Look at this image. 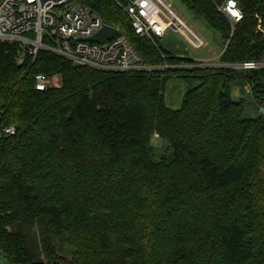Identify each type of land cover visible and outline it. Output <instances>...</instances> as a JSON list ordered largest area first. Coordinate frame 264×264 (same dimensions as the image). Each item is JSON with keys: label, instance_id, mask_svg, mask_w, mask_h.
I'll return each mask as SVG.
<instances>
[{"label": "trees", "instance_id": "trees-1", "mask_svg": "<svg viewBox=\"0 0 264 264\" xmlns=\"http://www.w3.org/2000/svg\"><path fill=\"white\" fill-rule=\"evenodd\" d=\"M145 65L111 73L0 43V264H264V70L203 68L138 37L113 0H79ZM180 0L222 41V64L264 61V0ZM62 86L40 92L37 75ZM188 85L165 104L168 81ZM248 86V103L233 86ZM167 145L155 156L153 136Z\"/></svg>", "mask_w": 264, "mask_h": 264}, {"label": "built area", "instance_id": "built-area-1", "mask_svg": "<svg viewBox=\"0 0 264 264\" xmlns=\"http://www.w3.org/2000/svg\"><path fill=\"white\" fill-rule=\"evenodd\" d=\"M113 1L128 15L135 34L140 38L154 41L164 38L172 30L180 32L196 49L206 46V42L173 12L167 2L170 0ZM217 9L232 28L243 19L237 0H224ZM257 19L258 30L263 33L261 20ZM106 26L114 27L79 0H0V43L18 44V65H25L28 59L34 60L39 52L44 51L75 66L103 72L139 73L176 68L145 65L116 27L117 34L113 37L102 42L92 41L91 38ZM195 63L202 67L206 61ZM223 65L245 72L264 70V61ZM34 86L37 91L45 92L59 89L62 82L59 76L40 74L35 77ZM16 133L15 127L0 128V137Z\"/></svg>", "mask_w": 264, "mask_h": 264}, {"label": "rangeland", "instance_id": "rangeland-1", "mask_svg": "<svg viewBox=\"0 0 264 264\" xmlns=\"http://www.w3.org/2000/svg\"><path fill=\"white\" fill-rule=\"evenodd\" d=\"M173 12L189 27L195 34L200 36L206 46L202 49L192 47L187 39L180 33L169 30L164 38L158 39L161 47L172 50L179 57L189 58L195 61H206L203 68L226 67L220 62L222 53V41L218 33L210 29L201 20L196 19L193 14L180 2V0L167 1ZM188 90V85L181 79L171 78L165 87L164 97L167 107L177 110L182 106L184 96ZM234 99L243 98L248 103L245 114L251 117L256 116V106L252 101L251 91L248 86H240L235 83L233 86ZM153 145L155 146V156L158 158L161 154L167 153V145L158 137L153 136ZM264 172V171H263Z\"/></svg>", "mask_w": 264, "mask_h": 264}, {"label": "water", "instance_id": "water-1", "mask_svg": "<svg viewBox=\"0 0 264 264\" xmlns=\"http://www.w3.org/2000/svg\"><path fill=\"white\" fill-rule=\"evenodd\" d=\"M117 34V29L114 27H104L100 32L91 38L92 41L102 42Z\"/></svg>", "mask_w": 264, "mask_h": 264}, {"label": "clouds", "instance_id": "clouds-1", "mask_svg": "<svg viewBox=\"0 0 264 264\" xmlns=\"http://www.w3.org/2000/svg\"><path fill=\"white\" fill-rule=\"evenodd\" d=\"M261 111H264V109H261ZM156 135L158 136V133Z\"/></svg>", "mask_w": 264, "mask_h": 264}, {"label": "snow or ice", "instance_id": "snow-or-ice-1", "mask_svg": "<svg viewBox=\"0 0 264 264\" xmlns=\"http://www.w3.org/2000/svg\"><path fill=\"white\" fill-rule=\"evenodd\" d=\"M234 15H237V13H233Z\"/></svg>", "mask_w": 264, "mask_h": 264}]
</instances>
